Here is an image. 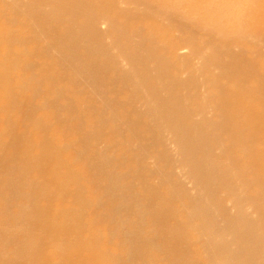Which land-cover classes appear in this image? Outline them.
Here are the masks:
<instances>
[{"label":"bare ground","instance_id":"1","mask_svg":"<svg viewBox=\"0 0 264 264\" xmlns=\"http://www.w3.org/2000/svg\"><path fill=\"white\" fill-rule=\"evenodd\" d=\"M118 1L0 0V264H264V0Z\"/></svg>","mask_w":264,"mask_h":264},{"label":"rangeland","instance_id":"2","mask_svg":"<svg viewBox=\"0 0 264 264\" xmlns=\"http://www.w3.org/2000/svg\"><path fill=\"white\" fill-rule=\"evenodd\" d=\"M8 2L12 1V0H7ZM119 8H125V10H134V7L129 4L127 1H123V0H119L118 2L115 3ZM139 8L141 9H145L144 5H139ZM146 15V13H144ZM98 28L103 31L106 26L103 22H98ZM172 36L176 39L179 36V30L178 29H173L172 30ZM218 39L220 38H224V36H219L217 37ZM107 40V39H106ZM109 40V39H108ZM106 41V43H108L109 41ZM242 42L245 44L247 50H251L252 48L256 47L261 53H264V35L262 36H258L256 34H246L243 36L242 38ZM233 44L231 45V47L233 49H237V44L234 43V41L232 42ZM176 52L180 53L181 56H183L184 54H186L189 50L187 47H184L183 45H178L175 48ZM193 65L195 67V75L198 79V81L201 83L198 87V89L203 92L204 91V86H205V82H203L204 77L202 74L198 73V67L201 64V59L200 58H195L193 61ZM182 75H185V72L183 71L181 73ZM209 112H211L210 108L208 110ZM198 116H194V118H197ZM167 136V137H166ZM165 140L167 141V146L169 147V149L175 153L176 149L174 148L173 144H171V142H169V134L166 133L164 135ZM178 158V152L176 151V156L174 158V163H175V169L176 171L181 170V168L179 166H177V159ZM176 159V160H175ZM189 185H191L190 183H188ZM57 204V205H56ZM225 204L227 207L230 208L229 202L226 200ZM52 205H56L59 206V204L54 201L52 202ZM16 217H19V215L17 214ZM117 242L115 241V244ZM2 248H5V250L8 249V247L6 245H3ZM9 250V249H8ZM32 248H29V246H24L22 244H19V251H21V253L19 255L16 254H8V258L3 262V264H15L16 260L19 257H25L28 256V262L26 264H30L29 262V254L32 252L31 251ZM41 254H39V256L37 257V263L36 264H51L54 260V252H55V248H51V247H47L45 249H43L42 251H40ZM28 253V254H27ZM86 251L84 249L81 250H77L75 252V254H71L70 256L67 255V258L65 260L62 261V264H83L85 258H86ZM75 257V258H74ZM69 259H72L69 263H65L66 261H68Z\"/></svg>","mask_w":264,"mask_h":264}]
</instances>
